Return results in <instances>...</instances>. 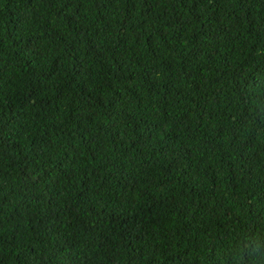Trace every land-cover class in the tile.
Masks as SVG:
<instances>
[{
  "label": "trees",
  "instance_id": "obj_1",
  "mask_svg": "<svg viewBox=\"0 0 264 264\" xmlns=\"http://www.w3.org/2000/svg\"><path fill=\"white\" fill-rule=\"evenodd\" d=\"M0 264H264V0H0Z\"/></svg>",
  "mask_w": 264,
  "mask_h": 264
}]
</instances>
